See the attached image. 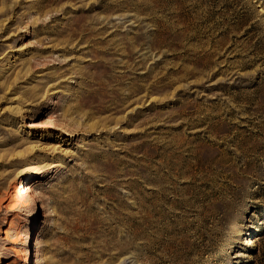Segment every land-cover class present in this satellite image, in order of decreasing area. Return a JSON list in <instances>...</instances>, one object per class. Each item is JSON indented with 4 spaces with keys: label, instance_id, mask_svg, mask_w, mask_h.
<instances>
[{
    "label": "rangeland",
    "instance_id": "374dc122",
    "mask_svg": "<svg viewBox=\"0 0 264 264\" xmlns=\"http://www.w3.org/2000/svg\"><path fill=\"white\" fill-rule=\"evenodd\" d=\"M27 254L264 264V0H0V264Z\"/></svg>",
    "mask_w": 264,
    "mask_h": 264
},
{
    "label": "bare ground",
    "instance_id": "6f19581e",
    "mask_svg": "<svg viewBox=\"0 0 264 264\" xmlns=\"http://www.w3.org/2000/svg\"><path fill=\"white\" fill-rule=\"evenodd\" d=\"M44 122H47V121L44 120ZM44 122L42 121V123H44ZM28 126L31 127L32 130H37V129H40V128L44 127L40 122L38 123V122H35V121L28 122ZM42 173H43V170L41 168H31V170H29V172L26 174V177H28V178L31 177V176H35L36 177L38 174H42ZM20 191L28 199V201L31 203L30 205L34 204L36 199L34 200V198H35V196L33 195L34 192L32 193V190L30 189V186H28L27 184L23 185V186H21V190ZM242 244L250 246V245H253L254 243H253V240L251 238L250 239L245 238V239H243ZM23 261H24V264H28V262L30 263V260L28 258V254L26 255V258Z\"/></svg>",
    "mask_w": 264,
    "mask_h": 264
}]
</instances>
